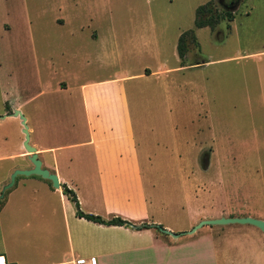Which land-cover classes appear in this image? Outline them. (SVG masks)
I'll list each match as a JSON object with an SVG mask.
<instances>
[{
    "label": "crops",
    "instance_id": "crops-1",
    "mask_svg": "<svg viewBox=\"0 0 264 264\" xmlns=\"http://www.w3.org/2000/svg\"><path fill=\"white\" fill-rule=\"evenodd\" d=\"M242 3L250 4L252 15L246 43H238L231 55L201 57L197 63L183 62V66L177 57L173 67L158 64L148 72L143 68L136 73L118 68L108 71L110 57L102 56L104 60H94L98 65L91 68L90 60L85 59L77 74L58 78L51 83V92L47 79L43 81L40 75L41 67L35 70L34 88L8 87L0 99V121L12 118L20 134L15 140L0 132V189L12 170L32 167L22 146L20 119L11 114L13 110L25 117L28 144L35 149L41 168L56 175L59 186L53 187L50 180L36 174L15 175L12 185L3 191L0 257L5 264H264V255L249 250L256 241L255 226L252 240L237 241L225 228H212L223 224L181 233L193 226L194 222H187L175 238L153 227L105 225L77 217L60 187L63 183L73 191L84 213L95 212L104 219L115 214L134 225L157 224L158 220L148 219L151 215L143 191L127 83L199 68L203 112L213 120L206 125L211 130L207 140L213 145L222 134L218 108L209 106V100L213 103L222 93L226 73H219L217 65L227 62L233 63L231 130L238 148L233 160L240 158L239 150L244 154L246 149L253 162L264 163V0H231L233 7ZM3 26L8 30L6 23ZM213 27L208 28L214 37H224L222 30L219 33ZM88 36L95 40L97 33L93 30ZM100 69L103 72L96 73ZM188 84L192 86L193 81L189 79ZM49 94L56 100H49ZM73 97L77 114L67 108ZM63 128L75 132L72 143L56 139ZM77 259L81 261L77 263Z\"/></svg>",
    "mask_w": 264,
    "mask_h": 264
},
{
    "label": "rangeland",
    "instance_id": "rangeland-1",
    "mask_svg": "<svg viewBox=\"0 0 264 264\" xmlns=\"http://www.w3.org/2000/svg\"><path fill=\"white\" fill-rule=\"evenodd\" d=\"M207 1L218 17L213 30H222L224 37H214L208 27H193L194 9L204 0H0V99L12 84L21 90L34 88L38 67L43 81L47 79L49 92L58 78L77 74L85 59L92 68L98 65L94 60L109 56L108 71L118 68L128 73L143 68L148 72L158 64L173 67L176 37L189 29L195 43L186 38L183 62L231 55L238 43H246L250 4L233 7L227 0ZM93 30L95 40L88 36ZM232 65H217L219 73L226 75L221 95L213 103L209 100V106L218 108L222 134L213 145L207 140L211 130L207 131L206 125L213 120L203 112L199 68L127 83L143 191L151 215L148 219L158 220V225L171 232L180 233L187 222L194 225L209 216L264 219V163L253 162L246 149L244 154L239 150L240 158L233 160L238 148L234 147L231 130ZM189 79L195 85H189ZM48 98L56 100L55 95ZM67 108L77 114L76 97L69 100ZM1 131L15 140L20 134L12 118L0 121ZM59 132L58 141L75 140L72 129ZM219 227L237 241L253 239L255 227L250 224L212 228ZM204 228L208 230L210 225ZM255 240L249 250L264 255V236L257 228Z\"/></svg>",
    "mask_w": 264,
    "mask_h": 264
},
{
    "label": "trees",
    "instance_id": "trees-1",
    "mask_svg": "<svg viewBox=\"0 0 264 264\" xmlns=\"http://www.w3.org/2000/svg\"><path fill=\"white\" fill-rule=\"evenodd\" d=\"M226 16L228 17V20L232 19V16L230 13H227ZM218 17L214 14H212V8L210 7V1H206L203 4H199L194 9V18H193V27L194 28H200L204 26H208L212 28L215 23H217ZM189 38V40L193 43H195V38L193 36L192 29L186 30L182 33H180L177 37L175 50L177 57L179 59L180 66H183L184 61V55L187 51V44H186V38ZM61 192L64 194L69 201L72 202L74 207V214L77 217H82L84 219L90 220L92 222L105 224V225H121V226H127V227H133L136 229L140 228H147V227H153L158 230V227H161L158 224H148V223H140L138 225L132 224V222L126 218H123L119 215L112 214L108 218L104 219L101 218L99 215L91 214V213H84L79 209V204L77 201V198L73 191L65 184H60Z\"/></svg>",
    "mask_w": 264,
    "mask_h": 264
},
{
    "label": "water",
    "instance_id": "water-1",
    "mask_svg": "<svg viewBox=\"0 0 264 264\" xmlns=\"http://www.w3.org/2000/svg\"><path fill=\"white\" fill-rule=\"evenodd\" d=\"M11 114L17 115L20 119V124L22 126L21 132L23 133L22 146L24 150L29 153L28 160L30 161L32 167L27 168V169L12 170V172L9 174L8 182L2 185L0 189V198L2 197L3 191L12 185L15 175L36 174V175H39L43 178L50 180L51 185L53 187H58L59 183H58L56 175L49 172L45 168H41L40 161L36 157V154H35V149L28 144L29 135H28L27 125L25 123V117L18 110H13ZM226 223H243V224L247 223V224L253 225L256 228H258L264 236V219L254 218L251 216H242V217L221 216L218 218L201 219L196 224H194L189 230H186L181 233H191L195 229L201 227L202 225L226 224ZM158 230L160 232L170 235L172 238H175L178 235V233L171 232L167 230L166 228L158 227Z\"/></svg>",
    "mask_w": 264,
    "mask_h": 264
},
{
    "label": "built area",
    "instance_id": "built-area-1",
    "mask_svg": "<svg viewBox=\"0 0 264 264\" xmlns=\"http://www.w3.org/2000/svg\"><path fill=\"white\" fill-rule=\"evenodd\" d=\"M0 259H1V260H0V264H5V263L3 262V260H2L1 257H0ZM80 261H81L80 259H77V260H76L77 263H79Z\"/></svg>",
    "mask_w": 264,
    "mask_h": 264
},
{
    "label": "flooded vegetation",
    "instance_id": "flooded-vegetation-1",
    "mask_svg": "<svg viewBox=\"0 0 264 264\" xmlns=\"http://www.w3.org/2000/svg\"><path fill=\"white\" fill-rule=\"evenodd\" d=\"M227 1H229V3H231V0H227Z\"/></svg>",
    "mask_w": 264,
    "mask_h": 264
},
{
    "label": "bare ground",
    "instance_id": "bare-ground-1",
    "mask_svg": "<svg viewBox=\"0 0 264 264\" xmlns=\"http://www.w3.org/2000/svg\"><path fill=\"white\" fill-rule=\"evenodd\" d=\"M1 260V259H0Z\"/></svg>",
    "mask_w": 264,
    "mask_h": 264
}]
</instances>
